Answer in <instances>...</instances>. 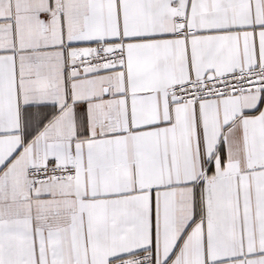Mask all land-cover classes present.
<instances>
[{
  "label": "snow or ice",
  "instance_id": "6c2138e0",
  "mask_svg": "<svg viewBox=\"0 0 264 264\" xmlns=\"http://www.w3.org/2000/svg\"><path fill=\"white\" fill-rule=\"evenodd\" d=\"M0 264H264V0H0Z\"/></svg>",
  "mask_w": 264,
  "mask_h": 264
}]
</instances>
